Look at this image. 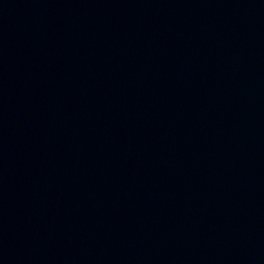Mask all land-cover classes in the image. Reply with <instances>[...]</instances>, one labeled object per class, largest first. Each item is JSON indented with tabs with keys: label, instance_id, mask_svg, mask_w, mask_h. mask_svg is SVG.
I'll list each match as a JSON object with an SVG mask.
<instances>
[{
	"label": "water",
	"instance_id": "1",
	"mask_svg": "<svg viewBox=\"0 0 264 264\" xmlns=\"http://www.w3.org/2000/svg\"><path fill=\"white\" fill-rule=\"evenodd\" d=\"M262 231L264 0H0V264Z\"/></svg>",
	"mask_w": 264,
	"mask_h": 264
}]
</instances>
